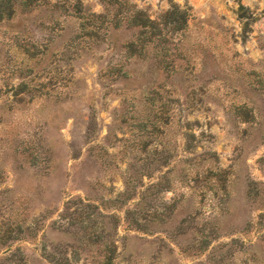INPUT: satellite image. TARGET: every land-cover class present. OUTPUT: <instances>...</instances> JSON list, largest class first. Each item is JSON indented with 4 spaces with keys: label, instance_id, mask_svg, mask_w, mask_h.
Returning <instances> with one entry per match:
<instances>
[{
    "label": "rangeland",
    "instance_id": "1",
    "mask_svg": "<svg viewBox=\"0 0 264 264\" xmlns=\"http://www.w3.org/2000/svg\"><path fill=\"white\" fill-rule=\"evenodd\" d=\"M109 1L0 20V264H264V0Z\"/></svg>",
    "mask_w": 264,
    "mask_h": 264
},
{
    "label": "trees",
    "instance_id": "2",
    "mask_svg": "<svg viewBox=\"0 0 264 264\" xmlns=\"http://www.w3.org/2000/svg\"><path fill=\"white\" fill-rule=\"evenodd\" d=\"M107 1H108V4H110L111 1H109V0H107ZM14 4H15V0H0V20H2L3 18H7L14 13V6H15ZM104 10L105 11L103 13H99L96 16L100 17V18L107 16L108 14H104V13H107L106 12L107 8L105 7ZM171 13H172L171 14V20L172 21L176 20V17L174 16V15H176L177 19L179 17L183 20V23H185L184 14L178 13V8H174V10H172ZM112 19H114V18L112 17ZM123 20L127 21L126 22L127 27H132V28H135L137 30H138V28H144L145 29L149 26V24L153 23V20L146 15L143 17H136V18L135 17L132 18L130 16L129 17L123 16V17L119 18L118 21L112 25L114 27H119ZM111 23H113V21H111ZM180 26H182V25H179V28H180ZM130 44H132V42H130ZM128 48H129V46H128Z\"/></svg>",
    "mask_w": 264,
    "mask_h": 264
}]
</instances>
